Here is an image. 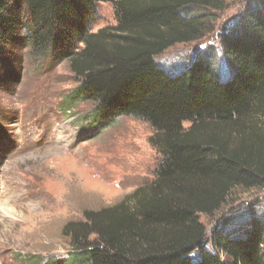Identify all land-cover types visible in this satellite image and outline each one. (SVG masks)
Listing matches in <instances>:
<instances>
[{"label":"trees","instance_id":"obj_1","mask_svg":"<svg viewBox=\"0 0 264 264\" xmlns=\"http://www.w3.org/2000/svg\"><path fill=\"white\" fill-rule=\"evenodd\" d=\"M230 1L0 0V43L22 29L34 51L67 58L72 99L93 103L104 126L147 123L160 155L151 184L64 226L61 264H264V225L237 238L214 229L208 241L200 218L235 189H264V0L222 36L226 78L214 50L175 76L155 61L211 34ZM101 3L114 5L116 24L94 33Z\"/></svg>","mask_w":264,"mask_h":264},{"label":"rangeland","instance_id":"obj_2","mask_svg":"<svg viewBox=\"0 0 264 264\" xmlns=\"http://www.w3.org/2000/svg\"><path fill=\"white\" fill-rule=\"evenodd\" d=\"M257 1L228 2L213 14L211 34L155 61L175 76L214 50L226 78L222 36ZM115 24L114 5L99 4L92 32ZM68 61L34 51L22 29L0 43V264L66 263L71 248L62 231L69 221L114 206L154 180L160 155L150 144L153 129L135 118L101 125L93 103L72 99L78 84ZM200 218L208 241L214 229L242 237L254 221L264 225V189H235L218 213Z\"/></svg>","mask_w":264,"mask_h":264},{"label":"bare ground","instance_id":"obj_3","mask_svg":"<svg viewBox=\"0 0 264 264\" xmlns=\"http://www.w3.org/2000/svg\"><path fill=\"white\" fill-rule=\"evenodd\" d=\"M4 206H5V205H4ZM7 207H8V206H7ZM3 211H4V210H3ZM6 211H7V212H6ZM6 211H5L6 213H10V214H11V213H14L15 210H14L13 208H11V206H9V207L6 209Z\"/></svg>","mask_w":264,"mask_h":264}]
</instances>
